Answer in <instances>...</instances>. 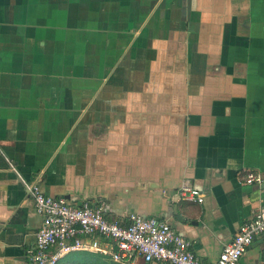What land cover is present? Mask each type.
<instances>
[{"label": "crops", "instance_id": "obj_1", "mask_svg": "<svg viewBox=\"0 0 264 264\" xmlns=\"http://www.w3.org/2000/svg\"><path fill=\"white\" fill-rule=\"evenodd\" d=\"M9 165L214 264L264 210L241 181L264 177V0H0V264H26L40 218ZM262 260L257 237L238 264Z\"/></svg>", "mask_w": 264, "mask_h": 264}, {"label": "built area", "instance_id": "obj_2", "mask_svg": "<svg viewBox=\"0 0 264 264\" xmlns=\"http://www.w3.org/2000/svg\"><path fill=\"white\" fill-rule=\"evenodd\" d=\"M8 169L18 177L40 218L33 245L26 252V264H56L63 256L78 251L92 252L118 264H132L136 259L146 264H208L197 260L187 250V242L163 222L136 214L126 215L123 223L108 221L101 205H71L45 196L34 181H23L11 165ZM241 181L248 186H260L264 177L249 171ZM175 196L180 201L202 202V196L188 182L180 185ZM257 237L264 239V210L238 227L214 264H238Z\"/></svg>", "mask_w": 264, "mask_h": 264}, {"label": "trees", "instance_id": "obj_3", "mask_svg": "<svg viewBox=\"0 0 264 264\" xmlns=\"http://www.w3.org/2000/svg\"><path fill=\"white\" fill-rule=\"evenodd\" d=\"M73 255H76L80 258ZM89 255H93V254L87 252H81V251L72 252L60 258L56 264H96L93 261H89L90 259L87 258ZM111 264H117V263L112 262Z\"/></svg>", "mask_w": 264, "mask_h": 264}, {"label": "rangeland", "instance_id": "obj_4", "mask_svg": "<svg viewBox=\"0 0 264 264\" xmlns=\"http://www.w3.org/2000/svg\"><path fill=\"white\" fill-rule=\"evenodd\" d=\"M73 256H76V255H73ZM87 258L90 259L89 261H93L96 264H111L112 263L107 257H103L97 254L89 255Z\"/></svg>", "mask_w": 264, "mask_h": 264}]
</instances>
